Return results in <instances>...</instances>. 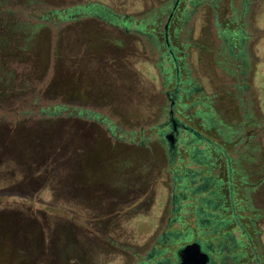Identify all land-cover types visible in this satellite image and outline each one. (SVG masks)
Returning a JSON list of instances; mask_svg holds the SVG:
<instances>
[{
    "label": "rangeland",
    "instance_id": "obj_1",
    "mask_svg": "<svg viewBox=\"0 0 264 264\" xmlns=\"http://www.w3.org/2000/svg\"><path fill=\"white\" fill-rule=\"evenodd\" d=\"M37 1L42 3V7L47 6L49 8L95 3L107 7L113 14L131 19L137 18L138 20L151 11L156 5L161 4V2H172L175 0ZM210 1L211 0H200V2L196 4L191 14L188 15L185 23L180 27L178 39L176 42L174 41V43L178 44V47H172L178 51L175 52L172 50L175 58H181L176 61L180 67V72L187 69L188 75L190 76V78H187V82L182 83V85L189 82V87L193 88L194 91L187 95L186 107L183 110L184 116H179L178 118L182 123L191 128L195 127L193 123L198 118L207 119L202 111L196 114L200 105L199 107L197 105L189 106V103L197 99L198 103H206L209 108L211 119H208L207 125L204 122L203 125L208 128H215L212 132L207 131L201 133L204 135L207 134L208 138L215 144L225 147L224 150L232 161L235 160V157L239 156L233 153L231 144L237 143L239 140L241 141L242 147L240 148L237 146V155L241 157L240 167L244 173L242 174L243 179L246 180L249 186L253 184L256 185V187H254L255 192L249 191L247 193L249 200L248 205L264 213V182L259 186L261 189L257 186L259 185L258 181L264 178V174L252 173L253 170L258 172L260 168H264V0H220L219 3L215 5L217 6L216 9L212 7L209 3ZM178 4L179 8L183 6L189 8L187 0H180ZM233 15L237 17V25L241 27L245 37L244 42H242L238 48L236 47L241 56L239 59L234 60L232 55L236 53L231 50V54L229 53V56L225 57V59L228 60L226 63L227 66L218 67L213 63L211 58L206 56L207 52H205L203 48H207L206 46L211 43V39L215 37L216 23L224 24V22L230 20L228 18ZM161 18L164 19V15H162ZM163 19L160 20V22H157L159 20L156 19L158 33L162 30ZM74 22L77 27H107L98 20L90 21L89 19H81ZM226 27L227 31L231 30L233 28V23L226 24ZM114 37L115 36L112 35V38ZM157 41L161 42V38L159 37ZM115 42L118 44L120 40L115 37ZM35 43L38 44L33 45ZM22 44H25L26 47L25 50L21 49L22 52L34 53L36 57L37 66L32 72L35 78L31 76L32 80L36 82L39 81L40 78L41 80L45 79V85L43 87H37L38 85L34 86L37 87L35 93L40 98L39 103H51L54 99H57L55 98L56 96L59 98L58 100L69 103V81L63 79L62 81H58V83H51V80L55 78L54 66L56 62H58L60 66L69 65V26H65L59 31H54L51 28L36 27L27 33V36L23 38ZM136 55H138V57L131 65L137 93V123H133V128L130 129L134 130V132H138L140 129L147 130L152 124L160 122V119H158L160 115L158 116L156 111L148 107V103L150 99L159 96L162 91L161 82L163 81L162 75L158 72V55L152 48L149 50L145 41L138 43ZM237 65H240V74L234 73ZM44 66L45 72L39 78L38 75H40V71L42 73V68H44ZM183 72L186 73L185 71ZM168 74H170L168 81H164L170 83L169 87L171 88L173 85V71L171 70L170 73L167 71L164 76L167 77ZM4 77H6L3 80L5 83L10 80L7 78L8 75ZM182 77L183 75H180L181 80ZM53 84L57 86L56 89H58L57 91L61 93V95H54L53 92L55 91L51 88ZM241 85L243 89L236 92L235 87H240ZM225 97H233L227 104L229 108L225 105ZM80 102L83 101L80 100ZM219 102L224 106V113L218 111L217 105ZM102 111L104 112V110ZM130 118L131 117L128 116L126 119L128 121L125 125L130 124ZM36 121L37 120H35V122ZM112 121L113 123H118L117 118H112ZM120 122H122V120ZM30 124L32 123L28 125ZM37 124H44L45 126L55 124L60 130L55 138L61 141H69L74 138L70 133L69 136L65 133L68 126L72 124L71 120L68 122L37 121ZM249 126L250 128H248ZM229 129L232 130V135H225L226 131ZM122 130L126 133L129 132L127 127H123ZM215 131H218V134ZM147 133L148 132L144 135H147ZM249 135L251 138H248ZM53 137V135L48 137L45 134L40 136L42 139H53ZM150 137L151 138L145 141V146L152 145V142L156 139L153 134ZM136 138L137 137H134L135 141ZM225 141L230 144H227ZM54 146L51 147L56 149L57 146ZM58 149L60 148L57 147V150ZM61 149L64 151V153L61 154H64L65 160H69V152L66 150L68 148L61 146ZM199 150H202L201 146ZM220 158L223 159L217 151H214V153L210 151L209 153H203L202 157L199 158V162L206 161L208 163L209 159L211 161H216ZM251 162L256 164L251 166ZM126 163L127 162L123 158L122 163H120V159H118L117 164H115L116 168L114 174H110L109 178L106 180L99 178L96 174H90L89 177L86 178L87 180H85L84 186H87L89 191L91 190V193H89L93 198L97 195L93 190L99 191L105 188V186H102L100 183L106 181V184H109L107 191L106 189L102 190L105 193H109V200L100 196L105 203L99 201L94 207H86L85 202L81 199H71L70 193L69 198H65L63 194L69 192V174H65L66 169L60 168L59 174H51L48 180H41L42 185L40 184L36 193L31 197L22 196L26 185L25 182L17 184L18 181L16 182L17 179L15 180V178H18L17 175L13 177V181L8 174H0V196L4 197L0 204V210L3 211L0 212V219L12 214L11 211L19 209L24 210L25 207H27L31 213L35 210L42 211L46 218L54 216L51 214L47 215L46 211L50 210L49 208L55 206L69 207L74 212L75 221L77 222L75 227L77 229L78 225L82 223L77 221L79 217H83L88 226H92L96 229L109 227L108 237L115 241V244L123 241L127 246H132L137 255L134 258H126L123 252L116 254V251L114 253L112 247L110 248L108 245L102 243L98 244L99 251H95V247H93L95 243L90 240L92 244L87 239L81 242L83 246H80L81 244L77 243L72 238V234L80 230L78 231L73 228V230L71 229L69 232L68 228H60L55 225L51 227L54 235L52 234L53 239L50 249H52L57 263L63 264L64 260L66 261L68 258L73 257L72 259L75 260L73 264H139L144 261L143 259L145 257H151V251L156 240L163 234L165 226L169 223L168 219L172 216L171 211L175 207L171 199L174 182L171 174L167 173L168 167H166V165L154 168V173L143 174V169L138 163L137 166L135 164L132 166V169H135L137 174H134L135 170L131 174H126V171L128 169L130 170L132 165L130 161H128L129 164ZM190 163H185L186 167L195 171L196 167L194 164ZM10 169L11 168L4 167L0 169V171L6 172ZM215 171V168H213L210 174L219 177L220 174H215ZM176 174L182 173L179 172ZM178 184L180 183L178 182L177 185ZM115 191L118 192V196L121 199V204L119 206L110 204L113 196L118 198L117 192ZM224 193L226 192L224 191ZM63 199L65 200L62 201ZM215 203L219 204L220 202L215 201ZM212 205L213 202L210 200L209 207ZM95 210L101 215L99 219L93 218L92 211ZM41 220L43 219L41 218ZM186 220V222L190 223L194 221L192 215H189ZM50 224L53 225V223ZM226 224L229 223L226 222ZM174 226H176V224H174ZM256 228L259 230L257 241L261 249L262 257H264V218L262 221L258 222ZM23 230L25 231V228H23ZM233 236V238H236L235 233H233ZM191 239V237H187L183 242L188 243ZM20 242L25 243L28 252L33 253L38 251L41 243V236L37 223H29L28 232L22 235ZM197 242L201 252L204 253L206 250L204 242L201 239H197ZM180 248L181 247L176 248L170 253V263L160 262L158 264H176V255ZM1 253L0 249V257ZM13 262L14 259H9L8 257V263L13 264ZM244 262L245 260L241 261V263ZM223 264L228 263L225 262Z\"/></svg>",
    "mask_w": 264,
    "mask_h": 264
},
{
    "label": "trees",
    "instance_id": "obj_2",
    "mask_svg": "<svg viewBox=\"0 0 264 264\" xmlns=\"http://www.w3.org/2000/svg\"><path fill=\"white\" fill-rule=\"evenodd\" d=\"M173 2H171V5ZM198 2L200 0H187L189 8L186 6H183L182 9L176 8L175 15H173L171 21L180 19L181 27ZM209 3L212 5L213 0ZM42 6V3L37 0H0V76L5 74L11 79L5 84L3 83L4 86L0 84V96L4 98L3 101L0 100V125H7L5 126L7 129L10 126L7 132L0 130V140L2 141L5 138H11L14 132L12 125L18 124L20 121L25 124L35 122V120L38 122H68L71 116H85V118L89 117L87 119L95 120V122L102 120L100 115H89V113L82 110L73 109L69 103L62 102L58 100L59 98L53 100L51 103H39L40 98L35 93V89L37 87H43L45 85V79L35 82V80L29 77L33 65L32 56L27 52H22L20 44H22L23 38L27 36V33L36 27L51 28L54 31H59L65 26H69L71 20L76 21L96 17L98 21L105 24L117 25L122 20L129 18L113 14L107 7L95 3L75 6L67 5L57 8ZM160 10V15H164V19L158 17L157 20L159 21L157 22L163 19V27L164 20L167 17L165 10L168 9L163 7ZM179 16H183L182 19L178 18ZM137 21L135 25L138 27V31L144 36L150 35L151 29L157 25L156 22L149 23L145 19H138ZM171 21L169 22V26L172 25ZM229 23H233V28L227 31L226 24ZM219 36L220 42L226 44L225 49L228 48L230 50L229 52L231 50L235 51L236 54H233L232 58L234 60L239 59L241 54L237 51V48L244 42L245 37L241 27L237 25L236 19L228 20L226 23L224 22L220 26ZM172 50L177 51L174 48ZM172 57L175 58L173 51ZM179 59L181 58H175L176 61ZM235 68L236 71L234 73L240 74V65H237ZM171 70L173 71L172 68L168 71L171 72ZM36 85L38 86L34 87ZM182 86H184L183 92L186 95L194 92L193 88L189 87V82ZM235 89L236 92L241 91L243 86L235 87ZM189 104V106L197 105L198 107L200 105V111L207 117V119L203 118L200 120L207 125L208 119H211L207 104L202 102L198 103L197 99ZM198 112L199 109H197L196 114ZM195 127L189 129L196 133V137L190 140H177V144L181 150L176 149L178 152L175 151L179 156L180 153L186 154L191 160V163L193 162L196 167L195 171L185 165H181L179 168H172V165L168 166L167 173L168 171L172 173L171 176L174 182L171 199L175 207L171 211L172 216L168 219L169 223L165 226L163 234L159 236L153 246L151 257H145L143 259L144 261L139 264L170 263V253L173 250L179 247L182 248L190 243H198L197 239H201L204 243L212 244L211 248L216 253L219 263L264 264V257H262L261 249L257 241L259 230L256 228L258 222L264 218V213L248 205L247 193L254 191L256 185L249 186L246 180L243 179L242 174L244 173L240 167L241 157L237 155V146L242 147L241 141L239 140L237 143L231 144L233 153L239 156L235 157V160L232 161L225 152V147L215 144L208 138L207 134L204 135L201 133L204 132L203 129L199 130L197 126ZM156 128L157 126H152L147 130L140 129L135 137L138 138V141L145 142L151 138L150 136L152 134L155 137L160 133L162 134L161 130H157ZM146 132H148L147 135H144ZM6 134L9 135L5 136ZM111 134L115 138L132 139L128 134L121 133L115 129L111 130ZM225 135H232V130H227ZM248 138H251V136L249 135ZM226 143L230 144L229 142ZM201 144H203V150L200 151L199 147ZM5 147V145L0 144V150L5 149ZM210 151L212 153L217 151L223 158L225 174H220L219 177L210 174L215 167L214 161L209 159L208 163L206 161L199 162L202 154L209 153ZM57 152L56 157L58 160L68 161V159L65 160L64 154H61L64 153L63 149L60 148ZM2 154L3 156L0 152V169L4 168L13 159L8 151L5 153L2 152ZM179 172L182 174H176ZM258 174H264L263 167L260 168ZM8 175L12 179L17 175L18 178H15V180L17 179L16 182L18 181L17 184L25 182L27 189L25 188L22 194L24 197L33 196L40 187V184L42 185V181L48 180V177L50 178L51 176V174ZM263 180L264 178L258 181V187L264 182ZM178 182L180 184L177 185ZM259 189L261 188L259 187ZM63 195L65 198H69V192ZM3 198L0 196V204ZM210 200L213 202V205L209 207ZM215 201L220 203L216 204ZM49 209L46 211L47 215L51 214L54 216L48 218L45 217L42 211L35 210L31 213L25 207L24 210L11 211L12 214L0 219V249L2 252L0 264H9L8 257L9 259H14L13 264H59L54 258L52 249H50L54 235L51 227L55 225L60 228H68L69 232L73 228L78 231L80 230L72 234V238L81 244L80 246H83L81 242L87 239L89 242L91 240L97 245L90 242L95 247V251H99L98 244L102 243L108 245L110 248L112 247L114 253L116 251V254L123 252L126 258H134L137 255L132 246H127L123 241L116 243V245L115 241L111 240L107 235L109 227L96 229L88 226L83 217H79L77 221L82 223L78 225L77 229L75 227L77 222L75 221L74 212L69 207L55 206ZM0 212L3 211L0 210ZM92 212L93 218L99 219L101 217L96 210ZM189 215H192L194 220L191 223L186 222ZM1 222H5L6 225L3 227ZM226 222L229 224H226ZM29 223L38 224L39 234L41 236L39 249L33 253L28 252L25 243L20 242L22 235L28 232ZM50 223H53V225ZM23 228H25V231ZM233 233L236 234V238H233ZM187 237H191L192 239L188 243H184L183 241ZM72 258H68L66 261L64 260L63 264H73L75 260ZM243 260L245 262L241 263Z\"/></svg>",
    "mask_w": 264,
    "mask_h": 264
},
{
    "label": "flooded vegetation",
    "instance_id": "obj_3",
    "mask_svg": "<svg viewBox=\"0 0 264 264\" xmlns=\"http://www.w3.org/2000/svg\"><path fill=\"white\" fill-rule=\"evenodd\" d=\"M179 1L175 0L172 5L171 1L161 2V4L156 5L140 18L141 20L145 19L149 23L156 22V19L162 16L160 15V9L163 7L168 9L166 10L167 17L164 20L161 32L158 33V29L155 27L151 29V33L148 36H144L138 31V27L135 25L138 22L137 18L122 20L117 25L102 22L107 26L105 28L77 27L74 24V20H71L69 22V65L60 66L56 62L54 66L55 78L51 80V83H58V81L63 79L68 80L70 107L87 112L89 115H100L102 120L95 122V120L87 119L89 117L71 116L69 120L72 121V124L65 130L68 136L70 133L74 137L69 141H61L55 138L59 133L58 131H60L55 124L45 126L44 124L32 122L30 125L23 123L12 125L14 132L11 138L0 140V144L6 146L5 149L0 150L1 155L3 156L2 152L8 151L10 156L13 157L11 162L5 166L11 169L6 172L0 171V174H59L60 168L66 169L65 174H69L71 199H81L85 202L86 207H94L99 201L105 203L101 197H105V199L110 197L109 193L102 191L104 189L107 191L109 184H106V181L100 183L105 188L99 191L93 190L97 194L93 198L90 195L91 190L89 191V188L84 186L85 180L90 174H96L99 178L106 180L110 174H114L115 164H117L118 159H120V163H122V158L127 162L126 164H129L128 161L132 163L130 170L128 169L126 174L134 172L135 169L133 170L132 166L134 164L137 166L138 163L143 169V174L154 173V168H159L161 165H166V167L172 165L175 168H179L181 165L186 166L185 163L187 162L190 163L191 160L186 154L183 153L186 155L184 156L180 153L179 156L176 153L178 152L176 149H180L177 140H190L192 137H196V133L189 129L191 127L182 123L178 118L179 116H184L183 110L187 98L181 84L187 82V78H190L187 69L180 72L178 63L172 57V47H178V44L174 43V41L176 42L178 39L181 28L180 19L172 20L174 22L171 19L175 15V9L179 8ZM217 3H219V0H213L212 7L216 9L217 6L215 4ZM182 17L179 16L178 18L182 19ZM87 19L90 21L98 20L96 17ZM228 19L231 21L232 19H237V17L233 15ZM170 21L171 26H169ZM220 24L216 23L215 37L211 39V43L203 50L207 52L206 56L211 58L216 66L224 67V65L227 66L228 60L225 57L229 56L230 50L228 48L225 49L226 44L220 42L219 30L220 26L223 25ZM112 35L117 37L120 43L116 44L115 37L112 38ZM159 37L161 42L157 41ZM141 41H145L149 50L152 48L158 55V72L163 78L161 82L162 91L159 96L150 99L148 103V107L156 111L158 116L160 115V117L157 116L160 122L152 124L150 128L157 126L156 129L161 130L162 134H158L152 145L149 146H145L143 141H138V138L135 141L134 137L137 132L130 130L133 128L132 124L137 123L136 82L133 79L131 65L138 57L136 55V47ZM20 48L25 50V44H20ZM27 53L30 54L31 52ZM30 55L32 56L33 65L29 77L32 79V72L36 68L37 62L35 54ZM171 68L175 77L170 88V83H167L170 74L167 77L164 75ZM44 70L45 66L42 68V73L40 71L39 78L45 72ZM168 73L170 72L168 71ZM180 75L184 77H182V80ZM4 76L5 74L0 76V84H5L3 80L6 77ZM7 78L10 79L9 76ZM51 88L55 91L53 92L54 95H61L56 89L57 86L53 84ZM55 98L58 99L57 96ZM231 99L233 97L224 100L226 106ZM0 100L3 101L4 98L1 97ZM80 100L83 102H80ZM217 107L219 112H225L222 103L219 102ZM128 116L131 117L130 124L125 125L128 121L126 120ZM112 118H117L118 123H113ZM121 120L122 122H120ZM193 124L199 130L203 129L204 132H212L214 130L205 127L203 121L199 118ZM121 125L122 128L127 127L129 132L123 131ZM5 126L7 125L1 124L0 130L9 131L10 126L8 129ZM112 129L128 134L132 139L112 137ZM215 132L218 134V131ZM43 134L48 137L53 135L54 137L53 139H42L40 136ZM7 135L9 134L5 136ZM51 146L67 147L69 160H58L56 157L58 153L57 147L53 149ZM201 147L203 150V144H201ZM220 159L214 161L215 174H225L223 161ZM190 164H193V162ZM253 164L256 163L251 162V166ZM252 173L258 174L254 170ZM134 174H137L136 170ZM168 174L172 173L168 171ZM116 194L118 196V192ZM110 204L119 206L121 199L119 196L118 198L113 196ZM2 224L3 227L6 225L5 222ZM206 240L209 239L207 238ZM204 244L206 248L204 253L207 256L205 264H220L216 253L211 248L212 244Z\"/></svg>",
    "mask_w": 264,
    "mask_h": 264
},
{
    "label": "water",
    "instance_id": "obj_4",
    "mask_svg": "<svg viewBox=\"0 0 264 264\" xmlns=\"http://www.w3.org/2000/svg\"><path fill=\"white\" fill-rule=\"evenodd\" d=\"M176 258V264H205L207 260L206 254L201 252L197 243L183 246L177 253Z\"/></svg>",
    "mask_w": 264,
    "mask_h": 264
},
{
    "label": "bare ground",
    "instance_id": "obj_5",
    "mask_svg": "<svg viewBox=\"0 0 264 264\" xmlns=\"http://www.w3.org/2000/svg\"><path fill=\"white\" fill-rule=\"evenodd\" d=\"M195 264H197V263H195Z\"/></svg>",
    "mask_w": 264,
    "mask_h": 264
}]
</instances>
